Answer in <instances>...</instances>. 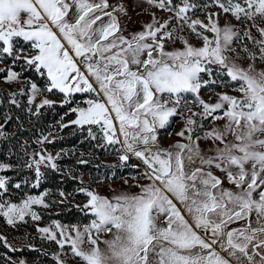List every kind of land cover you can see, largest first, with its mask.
Segmentation results:
<instances>
[{"label":"snow or ice","instance_id":"6c2138e0","mask_svg":"<svg viewBox=\"0 0 264 264\" xmlns=\"http://www.w3.org/2000/svg\"><path fill=\"white\" fill-rule=\"evenodd\" d=\"M139 7L130 30L121 0H0V220L57 246L0 234V264H264V0Z\"/></svg>","mask_w":264,"mask_h":264},{"label":"rangeland","instance_id":"374dc122","mask_svg":"<svg viewBox=\"0 0 264 264\" xmlns=\"http://www.w3.org/2000/svg\"><path fill=\"white\" fill-rule=\"evenodd\" d=\"M110 2L116 3L117 0H110ZM121 2H123L125 4L127 12H128V17H130V20H129L128 25H127L130 30L138 29L142 22L147 21L149 19V17L146 14H144L142 12L141 8L139 7L140 0H121ZM157 14L160 15V13H157ZM0 87H4V86L0 85ZM202 95L204 96L205 99H207L209 96V93L207 91H205V92H202ZM53 98L56 99V97H53ZM179 128H180V124L174 123L172 128L169 129V131L172 132L173 135L167 136V135L162 134L161 135V143L164 146H168L169 144L174 143L178 139L174 135V133H175V131L179 130ZM202 147H203V144H202ZM87 150L88 149L85 147H79L77 150V155H79L80 151H84L85 153H87ZM93 160L96 162H101L103 164H105V163L110 164V163L114 162V157L108 156L105 154H98V158H93ZM133 163H135V161H133ZM102 175H100V176H102ZM91 176L93 178L97 177L96 175H91ZM84 178H85L86 182L89 181V175L88 174H85ZM92 186L94 188H96L98 191H100L101 193L106 194L110 191V187L108 184L93 183ZM112 187H116V188L122 187L120 180L117 179L116 182L112 185ZM133 190H135V189H133ZM82 201H83L82 196L77 197V202H82ZM54 210H58V209L57 208L51 209V211H54ZM48 222H49V218L44 217V220L41 223V226L46 225ZM25 232L29 233V235H30V241L29 242L33 243L37 248L46 249L49 253L57 250V246L54 243L41 241L39 239V237H36L35 240L31 239L32 236H36L34 227L31 225V222L29 223V225L21 227L20 231H16L15 229L9 228L2 220H0V234L8 236L9 241L12 243L17 242L13 239V237H21L24 235ZM66 250L69 251V256L68 257H62V258L67 260V264H79L78 258H76V259L71 258L70 249H67V246H66ZM24 258H26L28 260L29 264H52V262H45V261H42L36 257L33 258V257L24 256Z\"/></svg>","mask_w":264,"mask_h":264},{"label":"trees","instance_id":"16d2710c","mask_svg":"<svg viewBox=\"0 0 264 264\" xmlns=\"http://www.w3.org/2000/svg\"><path fill=\"white\" fill-rule=\"evenodd\" d=\"M0 111H3V109L0 108ZM57 111H58V112H62L63 110H61V109H57ZM18 114L21 116V119L24 121V126H25V128H31L32 125L28 123L27 117H26L23 113H18ZM55 119H58V116H57V117H53L50 113L44 117V121H45V123H51V122H53ZM0 122H2V121H0ZM9 128L11 129V125L9 126ZM24 135L27 136V135H29V133H25ZM63 135L66 136V137H68V136L70 135V130H65V132L63 133ZM76 142H77V138L73 137V138H71V139H69V140H67V141H65V142H63V143H57L56 148H60V147H62V146H63V147H72V145L75 144ZM80 147H85V148L88 149V146H87V145L80 146ZM99 154H104V153H103V152H100ZM92 162H93V164H101V165H103V163H101V162H96V161H94V160H93ZM79 167L81 168V170H82L85 174H89V173H91V175H96V176L98 175L97 170H96L94 167H92V164H89V165H87V166H83V165H81V166H79ZM128 171H129V170L126 169V170L124 171L123 174H124V175L128 174ZM103 173H104V169L101 168L99 174L102 175ZM58 179H59V178L57 177V178H55L54 180L50 181L48 184L45 185V187H53V188L56 187V186H57L56 181H57ZM74 186H75V185H74V183H73L72 181H67V182L65 183V185H64V187H65L67 190H69V191H71V190L74 188ZM57 211H61V209L54 210V211H52V212L54 213V212H57ZM44 217L49 218L47 213L44 214ZM54 218H56V217H54ZM58 218L61 219L62 222H75V221H77V220H79V219L81 218V215H80V213H78V212L73 208V209L71 210V212L64 211L63 214H62L60 217H58ZM5 251H6V250H5L3 247H0V253L5 252ZM13 255H15V254H13ZM23 256L33 257V258L36 257V258H39V259L42 260V261H45V262H51V261L49 260L48 257L40 256L38 253H35V252H29V251H27V250L24 251Z\"/></svg>","mask_w":264,"mask_h":264}]
</instances>
